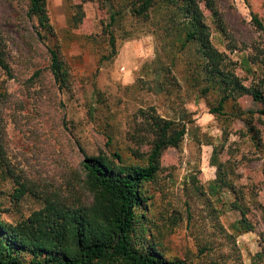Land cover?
Wrapping results in <instances>:
<instances>
[{
  "label": "rangeland",
  "instance_id": "374dc122",
  "mask_svg": "<svg viewBox=\"0 0 264 264\" xmlns=\"http://www.w3.org/2000/svg\"><path fill=\"white\" fill-rule=\"evenodd\" d=\"M202 7L228 66L245 85L264 89V0H216L222 25ZM47 11L45 30L28 15V0H0V36L12 69L11 75L0 70L6 91L0 102V218L17 223L46 197L91 203L85 157L113 158L119 151L127 162H142L151 139L147 114L155 113L187 129L145 185L146 222L165 256L189 264H264V116L249 113L263 104L243 95L212 112L220 97L216 91L202 96L192 77L195 64L189 62L200 61L196 47L173 53L159 15L145 20L124 8L108 29L105 0H47ZM111 32L117 51L105 60ZM52 48L68 68L66 88L51 72ZM242 218L252 230L234 228Z\"/></svg>",
  "mask_w": 264,
  "mask_h": 264
},
{
  "label": "trees",
  "instance_id": "16d2710c",
  "mask_svg": "<svg viewBox=\"0 0 264 264\" xmlns=\"http://www.w3.org/2000/svg\"><path fill=\"white\" fill-rule=\"evenodd\" d=\"M105 1L111 8L108 29L122 16L124 8H129L145 20L161 16L162 31L171 36L168 46L173 53H186L196 47L200 61L189 62L191 67L195 64L192 77L201 84L202 96L216 91L220 97L218 108H211L212 112L225 107L229 101H237L240 96L251 95L263 107L249 113L264 116V89L245 85L211 40L202 5L222 25L216 0H124L120 8L114 5V0ZM28 15L42 28L49 29L47 0H28ZM111 34L112 51L103 55L105 60L113 59L117 51ZM50 57L56 82L66 88L69 73L59 49H50ZM7 58L6 44L0 36V70L11 75ZM5 96L6 91L0 85V102ZM235 108L238 115L237 104ZM147 117L145 128L151 133V139L147 152L141 153L142 162H127L119 151L113 152V158L106 154L85 157V182L93 197L91 203L76 205L46 197L42 207L17 223L0 218V264H189L185 259L165 256L146 222L145 213L149 198L145 185L156 179L163 152L179 147L187 132L186 125L155 113ZM250 122L247 123L252 137L257 141L258 130ZM109 140L112 143V136ZM14 195L18 200L24 195V184L20 183ZM233 226L238 231L253 229L247 218Z\"/></svg>",
  "mask_w": 264,
  "mask_h": 264
}]
</instances>
